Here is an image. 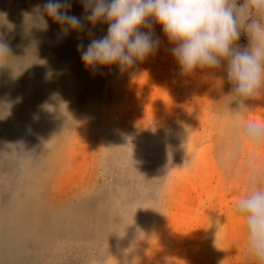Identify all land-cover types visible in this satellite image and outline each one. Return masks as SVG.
Returning <instances> with one entry per match:
<instances>
[{
	"label": "rangeland",
	"instance_id": "374dc122",
	"mask_svg": "<svg viewBox=\"0 0 264 264\" xmlns=\"http://www.w3.org/2000/svg\"><path fill=\"white\" fill-rule=\"evenodd\" d=\"M40 1L0 0V22L38 18ZM153 29L156 54L124 72L84 66L87 31L51 29L58 45L22 79L19 107L0 96V264H260L235 203L264 171V143L244 132L264 121V89L237 96L226 61L182 73Z\"/></svg>",
	"mask_w": 264,
	"mask_h": 264
},
{
	"label": "clouds",
	"instance_id": "9594fccd",
	"mask_svg": "<svg viewBox=\"0 0 264 264\" xmlns=\"http://www.w3.org/2000/svg\"><path fill=\"white\" fill-rule=\"evenodd\" d=\"M84 13H71V0H44L33 8L43 29L51 18L63 35L87 31L85 44L78 37L77 52L86 68L99 71L117 66L124 72L156 54L159 24L172 45L170 52L182 73L197 68H219L226 61L227 79L242 99L264 89V0H80ZM107 24L105 35L91 28ZM242 32L249 45L241 48ZM0 50H5L0 43ZM249 141L264 143V121L246 123ZM243 219L250 253L264 264V171L253 170L248 190L235 203ZM216 243V241H215Z\"/></svg>",
	"mask_w": 264,
	"mask_h": 264
},
{
	"label": "bare ground",
	"instance_id": "6f19581e",
	"mask_svg": "<svg viewBox=\"0 0 264 264\" xmlns=\"http://www.w3.org/2000/svg\"><path fill=\"white\" fill-rule=\"evenodd\" d=\"M36 3L40 0H34ZM72 9L70 14L83 16L84 9L80 0H71ZM47 19L48 27L43 29L40 21L35 16L31 17H18L9 14L6 20L0 22V33L7 35V40L2 41L5 50H0L6 55L4 65L10 70L9 73L2 74L0 72L1 89L0 96L9 104L10 108L17 109L21 101V95L18 92L21 90V82L23 78L35 77L32 74L33 64L45 54L53 52L51 46H57L58 42L54 41L56 38L55 32L51 29H60V26L55 23L51 18ZM59 36V35H58ZM57 36V37H58ZM66 35H61L64 37ZM33 45L38 52L33 53L30 46ZM19 99V100H17Z\"/></svg>",
	"mask_w": 264,
	"mask_h": 264
}]
</instances>
